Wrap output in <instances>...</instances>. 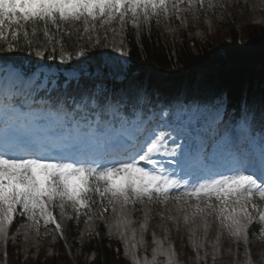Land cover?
<instances>
[{
	"label": "snow or ice",
	"instance_id": "1",
	"mask_svg": "<svg viewBox=\"0 0 264 264\" xmlns=\"http://www.w3.org/2000/svg\"><path fill=\"white\" fill-rule=\"evenodd\" d=\"M218 7L223 6L216 0H0V52L61 63L86 58L92 49L120 54L92 71L98 83L72 105L50 96L36 100L39 89L63 87L49 67L33 72L26 92L17 87L23 74L7 62L0 66V239L7 240L14 220L21 229L20 221L30 222L36 233L52 225L61 237L58 216L78 226L119 211L118 224H126L130 206L146 209V226L149 206L170 203L180 211L192 209L191 217H216L245 242L254 222L253 234L264 233V132L257 137L248 123L255 103L250 88L245 97L240 85L243 142L221 138L209 145L183 126L149 128L136 106L129 113L124 103L129 93L137 99L147 95L126 66L129 43L142 50L141 37L147 32L151 39L154 25L159 30L178 17L182 24L193 9L203 16ZM86 74L81 67L72 77ZM104 77L124 85L119 96ZM64 82L68 85L66 77ZM209 112L218 125L222 97ZM259 113L264 123V68ZM190 216H184L185 223Z\"/></svg>",
	"mask_w": 264,
	"mask_h": 264
},
{
	"label": "trees",
	"instance_id": "2",
	"mask_svg": "<svg viewBox=\"0 0 264 264\" xmlns=\"http://www.w3.org/2000/svg\"><path fill=\"white\" fill-rule=\"evenodd\" d=\"M212 15L217 31L211 36L195 38L190 36L187 30L170 32L166 26L162 25L161 29L157 30L154 25L151 39L148 38L147 32L141 37L142 50L130 42V55L126 66L130 70L131 79L143 85L147 95L137 99L133 93H129L124 96V103L129 113L135 105L136 111L142 110L144 115L150 112H167L172 118L199 120L205 119L208 107L212 106L217 98L226 96L227 126L241 114L245 100L241 98L240 85H244L243 96L246 97L250 88L255 101L249 116L252 128L261 135L264 132V123L259 113V99L261 71L264 68V26L248 23L236 29L229 27L226 19L219 18L218 12H212ZM157 31L162 34L158 36ZM119 56V53L111 50L92 49L86 58L77 60L74 57L72 61L61 63L58 59L46 61L24 52L4 51L0 52V63H13L28 72L43 65L74 70L83 67L91 74L103 60ZM260 65L263 67L258 69ZM102 79L107 88L116 91L119 96L118 90L124 85L106 77ZM96 83L98 82L94 75H84L77 84L71 85L65 91L55 92L51 99L63 100L68 105L71 98L79 102L93 90ZM95 222L98 228L81 243V251L85 254L95 252L96 257L89 262L78 259V264H130L122 256L117 246L118 241L106 237L103 219H97ZM81 224L82 222L77 226L75 221H68L69 233L76 237ZM18 225L14 220V226ZM255 230L256 223L253 225V233ZM68 231H65V234ZM256 236L264 239V233ZM55 245L61 251L65 250L61 242ZM18 248L19 244L9 247L12 264H63L64 259L66 264H73L68 258L60 255L46 257L44 253L40 254L37 260L21 262Z\"/></svg>",
	"mask_w": 264,
	"mask_h": 264
},
{
	"label": "rangeland",
	"instance_id": "3",
	"mask_svg": "<svg viewBox=\"0 0 264 264\" xmlns=\"http://www.w3.org/2000/svg\"><path fill=\"white\" fill-rule=\"evenodd\" d=\"M256 0H240V3L242 5V8H239L233 1L231 0H218L217 5H222L223 7H218V13H219V18H225L228 21L229 27H234V28H240L242 25L245 24H255V25H262L264 26V0H261L262 4V10L259 12L257 10V7L255 5ZM242 10V11H241ZM195 9L192 10L191 13L186 15V18L184 19V22L178 23V19L171 21L167 25V29L169 31H181V30H188L190 33V36L199 38V37H205L207 35H214L215 32L217 31V25L212 19L211 13L209 12H204L203 16H200L198 14H194ZM181 16H185L184 13L180 14ZM203 22L205 25V28H201L198 26L199 23ZM197 30V31H196ZM73 71H64V75L67 78H71ZM78 76V75H77ZM31 77L29 79H25V91H29L30 89V84L29 81H31ZM214 114H212L208 121L207 124L210 123L212 119H214ZM210 126V125H209ZM217 132L211 136V138L208 140L209 145H214L217 142ZM199 138H205L203 136H200ZM151 208V211L153 215L157 213L159 216V220L153 224V228L158 234H168L169 237H172V242H170V245L173 248L174 241H176L177 250L178 252L176 253L179 257L180 260L184 258V261L186 262L185 264H195L194 259L196 258L195 252L192 249V241L193 238L190 239L186 226H182V222L178 223L176 217L171 214L168 211V206L166 207H160L158 205H151L149 206ZM145 208L141 207V219L140 221H143L145 223ZM148 213V216H149ZM67 215H72L71 209H68ZM114 214L110 212L109 218H107V223L108 221L112 218ZM63 217H59V222L62 225L64 229H66V220ZM169 221L167 222V220ZM148 221V218H147ZM168 223V224H167ZM92 225L90 223H85L83 227L81 228L79 232V236L75 238L71 234H64L63 237L59 235L58 232H53L49 236V232L46 231L45 229H41L39 233L41 235L48 236L45 239H36V236L34 232L30 233V237L27 235V231L23 232V236L21 239V242L19 244V248L17 249L19 252V255H21V262H26L29 259H34L37 260L39 259V255L44 253L46 257H52V256H62L64 258H68L71 260L73 264H78L77 260L82 259L84 262H89L93 260L94 255L93 254H84L81 251L80 248V242H82L85 238L82 236V232L84 233H89L92 230ZM181 226V227H180ZM208 226V225H207ZM206 226V227H207ZM156 228H160L162 230V233H159ZM201 228V227H199ZM169 230H171V235H169ZM25 236H27V239H25ZM106 236L118 240L115 236H112L110 232H108V229L106 230ZM215 236L216 240L220 242L221 245L224 246L226 242L228 241V237L224 241L221 240V232L215 231ZM228 236V235H226ZM60 237V238H59ZM143 237V236H142ZM235 237V236H234ZM57 238L60 242H62L63 246L65 247V251H61L58 249L54 243L57 241ZM145 239V237H144ZM234 241H237L238 238L235 237ZM13 241V240H12ZM143 241V240H142ZM16 244V241L13 242ZM195 245H197V248L200 247L203 252V257L205 256H218L220 254V250L218 247L215 246V244L210 240L208 237H198L196 241H194ZM149 248L152 246V243L148 242ZM250 250L245 248V251H242V253L239 255V252L236 251V247L232 245L231 247V242H227V245L225 248L222 250V256H224V253L233 257L234 261H239V264H247L248 260H253V264H260L259 259L262 258L261 253H263V250H260L258 254L256 255V246L261 245V242L259 241V238L257 236H253L250 239ZM205 245V246H203ZM240 245V244H239ZM1 248V244H0ZM190 255L189 256V252ZM4 250L0 249V264H6L5 262V256L3 255ZM122 255L124 256V251L122 252ZM125 257V256H124ZM183 262V261H182ZM7 264H12V258L8 257V262ZM63 264H66V259L63 260ZM183 264V263H179ZM235 264V263H234ZM262 264V263H261Z\"/></svg>",
	"mask_w": 264,
	"mask_h": 264
},
{
	"label": "bare ground",
	"instance_id": "4",
	"mask_svg": "<svg viewBox=\"0 0 264 264\" xmlns=\"http://www.w3.org/2000/svg\"><path fill=\"white\" fill-rule=\"evenodd\" d=\"M258 5H260L259 2H258ZM18 86L20 88L24 89L25 88V83L24 82H21V83L18 84ZM178 208H179V205L175 206L174 208H171L170 213L174 214L175 212L178 211ZM209 218L212 219V220H214V227H216V226L219 225V221H218V219L216 217L213 216V217H209ZM195 219H196V222H198V224H199L198 226L200 227L203 224V220H202L201 216L197 215V216H195ZM168 221H169V219L167 220V222ZM29 223L30 222H28L27 224H25V227L23 228L25 232L27 231L28 237H30V233L32 232V229H29V227H28V224ZM156 229H157V231L159 233H162V230L160 228H156ZM222 229L224 230L225 235H228V236H224V238L226 239L228 237L227 238L228 239L227 242H229V243L231 242V246L232 245L234 246V240H235L234 238L235 237L234 236H231L226 228H222ZM214 230H215V228H213V230H212V235L215 232ZM198 234H200V229L198 230ZM227 242H226L225 246L227 245ZM225 246L222 247V250L225 248ZM255 248L257 250L256 255L258 254V252L260 250H263V253L260 254V255H262V258L259 259V262H260V264L261 263L264 264V244L263 245L262 244L261 245L259 244L258 247L256 246ZM242 251H245V245H242V246L239 245V251H238L239 252V255L242 253ZM238 262L239 261H237V262L234 261V258L233 257H231V256H229V255H227L225 253H224V256H222V258H219V260L217 261V263H220V264H234V263L235 264H239ZM253 263H254V261L252 260L251 264H253Z\"/></svg>",
	"mask_w": 264,
	"mask_h": 264
}]
</instances>
